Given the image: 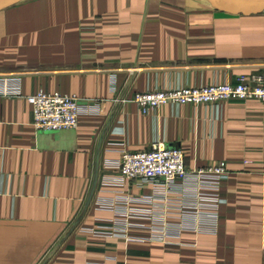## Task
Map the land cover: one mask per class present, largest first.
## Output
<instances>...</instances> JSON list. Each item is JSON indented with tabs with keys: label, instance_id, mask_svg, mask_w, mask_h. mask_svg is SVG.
<instances>
[{
	"label": "crops",
	"instance_id": "1",
	"mask_svg": "<svg viewBox=\"0 0 264 264\" xmlns=\"http://www.w3.org/2000/svg\"><path fill=\"white\" fill-rule=\"evenodd\" d=\"M263 73L264 13L209 0H21L1 9L0 264H264V104L142 113L130 101ZM38 92L79 98L77 128L37 131L27 97ZM153 143L180 149L188 168L227 164L218 188L201 190L216 196L215 211L192 198L191 179L177 181L184 195L163 181H119L109 166L122 151Z\"/></svg>",
	"mask_w": 264,
	"mask_h": 264
},
{
	"label": "built area",
	"instance_id": "2",
	"mask_svg": "<svg viewBox=\"0 0 264 264\" xmlns=\"http://www.w3.org/2000/svg\"><path fill=\"white\" fill-rule=\"evenodd\" d=\"M250 99H257L264 104V73L239 76L235 84L223 83L205 87L136 93L130 101L135 103L142 113H147L150 109H158L166 104L201 105L226 101L243 102ZM27 101L32 106L33 126L37 131L74 130L79 124L81 104L76 96L59 92H38L28 96ZM184 158V153L180 149L168 147L163 143H153L145 151L123 150L120 158L109 167L119 172L121 183L129 180H138L142 183L163 181L168 192L183 195L186 191L177 187V181L191 179L197 184L195 189L197 193H194L192 198H196L202 205L211 204V210L215 211L218 201L216 196L201 190L217 189L220 180L228 172L227 164L220 162L205 168H188ZM178 204L186 214L197 215L199 212V209L198 212L196 210L193 212L190 203L187 204L183 200ZM205 209H200V212L204 213ZM163 219L165 224L166 219Z\"/></svg>",
	"mask_w": 264,
	"mask_h": 264
},
{
	"label": "water",
	"instance_id": "3",
	"mask_svg": "<svg viewBox=\"0 0 264 264\" xmlns=\"http://www.w3.org/2000/svg\"><path fill=\"white\" fill-rule=\"evenodd\" d=\"M21 0H0V10ZM215 6L244 16L264 13V0H209Z\"/></svg>",
	"mask_w": 264,
	"mask_h": 264
}]
</instances>
